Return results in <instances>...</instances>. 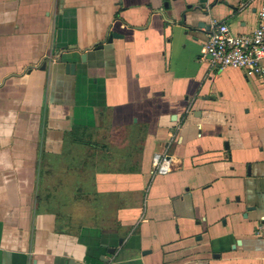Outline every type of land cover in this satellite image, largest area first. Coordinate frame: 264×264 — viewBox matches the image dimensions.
Returning a JSON list of instances; mask_svg holds the SVG:
<instances>
[{
    "label": "crops",
    "instance_id": "0c3cea01",
    "mask_svg": "<svg viewBox=\"0 0 264 264\" xmlns=\"http://www.w3.org/2000/svg\"><path fill=\"white\" fill-rule=\"evenodd\" d=\"M260 4L0 0V264H264Z\"/></svg>",
    "mask_w": 264,
    "mask_h": 264
},
{
    "label": "built area",
    "instance_id": "2783aa9c",
    "mask_svg": "<svg viewBox=\"0 0 264 264\" xmlns=\"http://www.w3.org/2000/svg\"><path fill=\"white\" fill-rule=\"evenodd\" d=\"M257 11V25L249 33L235 34L225 22H214L204 44L210 64L218 69L234 68L264 82V0ZM169 168L166 154L153 159V172L165 173Z\"/></svg>",
    "mask_w": 264,
    "mask_h": 264
},
{
    "label": "water",
    "instance_id": "95a60500",
    "mask_svg": "<svg viewBox=\"0 0 264 264\" xmlns=\"http://www.w3.org/2000/svg\"><path fill=\"white\" fill-rule=\"evenodd\" d=\"M109 41H110V38H109Z\"/></svg>",
    "mask_w": 264,
    "mask_h": 264
}]
</instances>
